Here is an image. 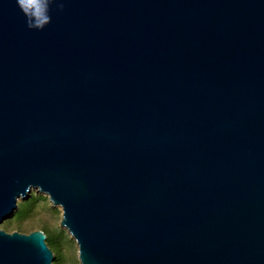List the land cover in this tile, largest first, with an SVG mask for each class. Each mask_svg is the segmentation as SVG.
Here are the masks:
<instances>
[{
	"label": "water",
	"instance_id": "1",
	"mask_svg": "<svg viewBox=\"0 0 264 264\" xmlns=\"http://www.w3.org/2000/svg\"><path fill=\"white\" fill-rule=\"evenodd\" d=\"M23 9L0 0V224L35 189L80 264H264V0ZM46 237L0 228V264H53Z\"/></svg>",
	"mask_w": 264,
	"mask_h": 264
},
{
	"label": "rangeland",
	"instance_id": "2",
	"mask_svg": "<svg viewBox=\"0 0 264 264\" xmlns=\"http://www.w3.org/2000/svg\"><path fill=\"white\" fill-rule=\"evenodd\" d=\"M17 204L16 210L0 224V228L24 233L40 229L48 235V244L57 257L56 260L54 257L53 264H80L77 243L60 224L61 207L53 205L48 195L35 189L29 192L27 198L19 199ZM31 207L22 219L15 216L18 209L28 211Z\"/></svg>",
	"mask_w": 264,
	"mask_h": 264
},
{
	"label": "trees",
	"instance_id": "3",
	"mask_svg": "<svg viewBox=\"0 0 264 264\" xmlns=\"http://www.w3.org/2000/svg\"><path fill=\"white\" fill-rule=\"evenodd\" d=\"M31 209H32V207L28 211H22V210L18 209V211L16 212L15 216L18 217L19 219H22L24 217V215H26L27 213H29L31 211ZM46 242L48 244V235L46 237ZM54 257H55V260H56L57 257L56 256H54Z\"/></svg>",
	"mask_w": 264,
	"mask_h": 264
},
{
	"label": "clouds",
	"instance_id": "4",
	"mask_svg": "<svg viewBox=\"0 0 264 264\" xmlns=\"http://www.w3.org/2000/svg\"><path fill=\"white\" fill-rule=\"evenodd\" d=\"M18 4H19V6L22 8V10H24V9H23V0H18ZM30 26H32V25H30Z\"/></svg>",
	"mask_w": 264,
	"mask_h": 264
}]
</instances>
